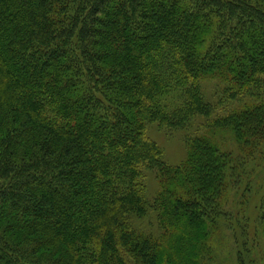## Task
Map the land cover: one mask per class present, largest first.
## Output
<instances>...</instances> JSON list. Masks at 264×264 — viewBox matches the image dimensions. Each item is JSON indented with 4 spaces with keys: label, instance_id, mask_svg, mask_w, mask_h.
I'll use <instances>...</instances> for the list:
<instances>
[{
    "label": "trees",
    "instance_id": "obj_1",
    "mask_svg": "<svg viewBox=\"0 0 264 264\" xmlns=\"http://www.w3.org/2000/svg\"><path fill=\"white\" fill-rule=\"evenodd\" d=\"M207 77L252 100L211 128L264 151V0H0V264H203L236 158L205 134L169 165L147 125L209 117Z\"/></svg>",
    "mask_w": 264,
    "mask_h": 264
},
{
    "label": "rangeland",
    "instance_id": "obj_2",
    "mask_svg": "<svg viewBox=\"0 0 264 264\" xmlns=\"http://www.w3.org/2000/svg\"><path fill=\"white\" fill-rule=\"evenodd\" d=\"M228 83L218 77H207L201 82V90L206 101L213 104L214 112L209 116L197 115L190 119L184 128L169 129L158 123L147 125V135L163 150L164 161L172 166L182 164L189 154V141L197 135H207L219 146L221 152H231L236 158L234 184L230 189L227 205L223 208L226 220L213 230L207 244L211 248L203 255V264H238L237 251L239 242L246 245L248 256L256 264H264V233L260 226L261 208L264 199V151L247 154L238 145L234 134L227 128H211L215 119L223 117L233 110H240L252 100L241 101L224 99ZM179 98L171 94L165 102L174 107ZM143 185L146 196L152 204L161 190V184L154 170L143 171ZM157 214L151 209L144 220H139L144 228L150 223L159 234ZM184 235V233H182ZM180 238V237H179ZM182 251L184 249H178ZM202 258V259H203ZM201 259V260H202Z\"/></svg>",
    "mask_w": 264,
    "mask_h": 264
}]
</instances>
